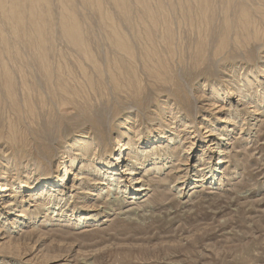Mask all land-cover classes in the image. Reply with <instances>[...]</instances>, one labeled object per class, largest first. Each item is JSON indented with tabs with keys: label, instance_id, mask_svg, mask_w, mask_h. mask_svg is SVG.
Wrapping results in <instances>:
<instances>
[{
	"label": "rangeland",
	"instance_id": "obj_1",
	"mask_svg": "<svg viewBox=\"0 0 264 264\" xmlns=\"http://www.w3.org/2000/svg\"><path fill=\"white\" fill-rule=\"evenodd\" d=\"M105 106L116 112L107 160L124 153L120 174L144 160L132 178L146 192L118 202L115 191L134 184L76 179L97 163L87 117ZM50 130L65 139L46 159L36 143ZM211 166L214 178L192 182ZM37 170L56 171L50 202L25 191ZM1 184L15 192L0 196V264L57 254L68 256L49 264H264V0H0ZM163 193L177 203L153 206ZM9 203L24 217L8 215ZM93 204L104 208L81 211ZM143 215L180 231L147 243L138 239L152 234L109 237L115 216ZM176 243L171 257L139 250Z\"/></svg>",
	"mask_w": 264,
	"mask_h": 264
},
{
	"label": "bare ground",
	"instance_id": "obj_2",
	"mask_svg": "<svg viewBox=\"0 0 264 264\" xmlns=\"http://www.w3.org/2000/svg\"><path fill=\"white\" fill-rule=\"evenodd\" d=\"M186 101L184 100L185 103H188L189 104V98H186ZM139 101V100H138ZM192 101V100H191ZM141 103V101H140ZM144 111L142 112H145V107L146 105L143 104L142 105ZM102 108V107H101ZM137 109V108H136ZM140 109V107H139ZM142 109V110H143ZM138 110V109H137ZM111 111V112H110ZM140 111V110H139ZM141 112V111H140ZM116 112L114 110H108L106 109V106L105 108H102L100 109L97 113L93 114L92 117H87L88 120L90 121V130L91 131H94L95 133H97V135L99 136V139L97 141H99L96 145L99 147V152L97 154V158L96 159V164H91L89 167L86 166L87 168L85 169V174L86 176L83 178H79L77 177L76 179L77 180H89L90 182H92V186H93V189H97V187L99 186H103L105 183L106 184H109L111 182H116L115 186L118 187L119 184H131V185H135L133 188V190H131V188H129V190L127 191L126 188L127 186L126 185H123L122 188L120 191H115L114 195H116V198L114 199L116 202L118 201H121V197L125 194H128L130 193V191H134V193H138V194H142V192H146L147 188H145L144 186L146 185L145 181L142 180L141 178H137V179H133L132 176H135V175H139V172L144 169L142 168L143 166V162L144 160L142 161V163L140 162V160L137 159V161H135V163L133 164L132 166V169H126L125 171L126 172H123L120 174V171L122 168L126 167V162H128L127 160H123V157H124V153H122L121 151H125V150H128V147L124 146V144H121L118 143L117 145L119 146V149L120 152H121V157L118 158V157H111L109 160H107L108 158V155H105V152H106V148H109V140H108V137L110 135V133H112L114 131V126H112V124L110 123V119L114 117V114ZM110 116V117H109ZM114 119V118H113ZM78 125L80 124H76L74 127H77ZM63 126V125H62ZM67 133V131H66ZM63 133L60 132V130H57V131H54V130H50V131H46L45 133V137L38 143H36L37 145H39L41 148L45 149V152L42 154V157H45L46 159H50L51 157H53L56 149H52L51 148V143L54 142L55 144H60L62 142V140L65 139V137H63ZM222 136V135H221ZM56 137V138H54ZM152 138V137H151ZM218 140H223V139H218ZM157 141V140H156ZM144 142V141H143ZM64 143V142H63ZM152 143V142H151ZM171 141H168L167 144H170ZM177 143V142H176ZM145 145V143H144ZM143 146V144H142ZM88 147V146H87ZM130 148V147H129ZM158 148V147H157ZM86 149V148H84ZM117 150V151H118ZM85 151H88L89 153L92 151V149L90 148H87ZM116 151V152H117ZM38 152V151H37ZM155 152V151H154ZM154 152H153V156H154ZM219 157L220 156H224L225 154H223L222 152L220 153V150H217V153H216ZM39 155V154H38ZM96 155V154H95ZM149 154L145 155V158H148ZM184 155H187V153H185ZM119 156V155H118ZM130 156V155H129ZM181 156V155H180ZM138 157V156H137ZM151 157V156H150ZM185 157V156H184ZM134 159H136V157H133ZM83 159V158H82ZM211 160V159H210ZM110 161H115L116 163H118V165H114V163H110ZM139 161V163H138ZM159 161V160H158ZM150 162V161H149ZM155 162V161H154ZM222 162V161H221ZM220 163V161L217 162V164L215 166H217L218 164ZM223 163V162H222ZM38 164V163H37ZM121 164V167L119 166ZM129 164V163H128ZM119 167V168H118ZM129 167V166H128ZM182 167V166H181ZM130 168V167H129ZM214 167L211 166L209 167V169L207 167H204L202 169H198L197 170V174L199 173V176H197V179L196 180H193L192 182H202L204 181V179H209L208 175L209 173L211 174L210 177L214 178ZM194 169V168H193ZM207 170V172L204 174V172ZM119 172V174H118ZM217 172V171H216ZM36 174L34 175L36 178L33 177V181L30 182L29 185L27 186H23L25 189L26 192H35V191H38V193L36 194L37 197H46L48 198V202H50L49 198L50 197H54V198H57V195L54 196V194L52 192H54V190L52 189V187H56L55 185H58V183H56L55 181L52 180L51 178V175L56 173V171H48L47 170H37L35 172ZM141 173V172H140ZM155 173V172H154ZM71 174L70 171H68L67 169H64V175L66 176H69ZM80 174V173H79ZM191 174V173H190ZM189 174V175H190ZM188 175V174H187ZM126 177H130V178H125ZM194 176V175H193ZM144 177V175L142 176ZM198 178H201V179H198ZM58 180V178H57ZM65 180V183L68 181V178L67 179H64ZM181 180V179H180ZM184 180V179H183ZM53 181V184H51ZM63 181V180H62ZM105 182V183H104ZM160 182V181H158ZM163 180H161V184H163ZM182 182V180H181ZM207 182V181H205ZM152 183V182H151ZM175 183V182H174ZM112 184V183H111ZM110 184V185H111ZM181 184V183H180ZM109 185V186H110ZM118 185V186H117ZM136 185L140 186V187H136ZM114 186V185H113ZM159 186L160 183H159ZM130 187V186H129ZM132 187V186H131ZM144 187V189H142ZM147 187V186H146ZM21 188V187H20ZM23 188V189H24ZM22 189V188H21ZM118 189V188H117ZM53 190V191H52ZM169 190V189H168ZM7 191H11V192H15V189H14V185L12 184H1L0 185V196L7 192ZM97 191V190H96ZM108 191L109 192H112L114 190L108 188ZM154 191V190H153ZM167 191V190H166ZM152 192V191H150ZM17 193L18 190H17ZM148 193V192H147ZM169 193V192H168ZM180 193V192H179ZM175 194V193H174ZM90 195V194H89ZM144 195V194H143ZM157 195V194H155ZM165 195L166 193H163V196L161 195V198H156L154 199L152 202H153V206L155 207H164L165 205H174L177 203V200L175 199H167L165 198ZM63 196V195H62ZM140 196V195H139ZM169 196V195H168ZM172 196V194H171ZM175 196V195H174ZM158 197V196H157ZM31 198V197H30ZM75 199H79L77 198L76 196H74ZM125 198V197H124ZM36 200V199H35ZM34 200V201H35ZM39 200V199H38ZM56 200V199H55ZM63 200V199H62ZM62 200H60V202H58L57 204H60L62 202ZM152 200V199H150ZM29 201H32V200H29ZM58 201V200H57ZM66 201V200H65ZM106 201V200H105ZM108 202V201H107ZM107 202H104V203H107ZM26 203V202H25ZM103 203V204H104ZM151 203V201H150ZM65 205V202H63L61 204V206L59 207V209L63 208L64 205ZM73 204V202H72ZM82 204V203H81ZM181 204V203H180ZM29 205V204H28ZM21 206V205H20ZM33 206V205H32ZM107 206V205H106ZM110 206V205H109ZM178 206V205H177ZM175 206V207H177ZM25 207V206H23ZM117 207V206H115ZM13 210L14 211H11L10 214L8 215H14L15 212H17L18 214H16V217L18 218H23L24 215L22 216V213H25V210L24 209H20L18 210V206H15L14 204H7L6 206V209H9ZM49 208V207H48ZM103 207H97L96 204H93V205H83L82 208H81V211L83 213H86V215L88 216V214H91L93 212H98L99 210H101ZM58 209V210H59ZM64 209V208H63ZM107 209H110L107 207ZM48 211V210H47ZM14 212V213H13ZM110 212V211H109ZM120 212V211H119ZM122 214V213H120ZM116 215V214H115ZM106 216V215H105ZM81 217V216H80ZM21 220V219H20ZM146 220H151L153 223H156L157 226L156 228H153L151 225L147 226L145 223ZM198 220V219H197ZM19 221V220H17ZM110 221V220H109ZM15 222V221H14ZM20 224V222H18ZM22 223V222H21ZM29 223H25L24 225H27ZM23 225V224H21ZM20 225V226H21ZM174 225V222L173 220H170V219H163V218H158L157 221H154L152 220V217L149 216V217H144L141 216L140 217V221H136L134 219H131V218H120L118 216H115V218L112 220L111 222V227L110 229H112L111 231H113V234H111L109 237L111 238H115V237H118V236H125L124 239L126 240H132L134 238V236L136 237V235L138 234H152V235H148L146 236L145 238H139L138 240L140 241H143V242H150L156 238H159V235L160 234H170L169 236H166L164 238H174L177 233L180 231V227L177 229V230H174L172 229ZM114 227V229H113ZM152 230H156L155 232H152ZM145 232V233H144ZM34 232H30L27 234V237L30 238L32 236H34ZM109 235V234H108ZM137 238V237H136ZM201 237H196L194 238L190 244H197L199 241H200ZM102 240V239H100ZM81 242V241H80ZM63 246V245H62ZM21 248V247H19ZM132 248V247H131ZM138 248V247H137ZM53 249H55L56 251L60 250V247H56L54 246ZM6 250H8V248H6ZM20 250V249H19ZM18 250V251H19ZM123 250V249H121ZM141 253H143V255L145 257H154V258H159L161 255H164L165 257H171L169 252H174V253H177L179 254V252L182 250L181 246L179 244H172V245H163V244H158L157 246H153V247H148V248H145L142 246V248L139 249ZM5 251V249H4ZM24 251V249H23ZM134 252H136L135 250H133ZM132 251V252H133ZM7 252V251H6ZM12 252V251H11ZM11 252H8V253H11ZM13 252H16L13 250ZM49 252V251H48ZM127 252V251H126ZM130 252V251H128ZM1 253V252H0ZM23 253V252H22ZM52 253V252H51ZM56 253V252H55ZM5 254V253H4ZM16 254V253H15ZM18 254V253H17ZM106 255L104 252L101 253L99 256L101 255ZM2 255V253H1ZM7 255V254H5ZM23 255V254H22ZM68 256V255H66ZM66 256H63V255H60V254H57L55 256H49L44 258L39 264H47L48 262H53V261H56L58 258H61L63 259V257H66ZM177 256V255H175ZM69 258V257H67ZM39 262V261H38ZM49 264V263H48ZM86 264V263H84ZM147 264V263H146ZM158 264H164V263H158ZM184 264H192L190 263V261L188 262H185Z\"/></svg>",
	"mask_w": 264,
	"mask_h": 264
}]
</instances>
